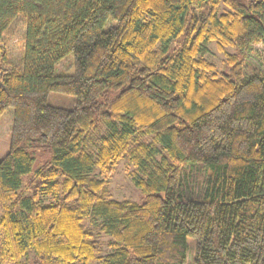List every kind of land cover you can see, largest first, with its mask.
I'll use <instances>...</instances> for the list:
<instances>
[{
  "label": "trees",
  "instance_id": "16d2710c",
  "mask_svg": "<svg viewBox=\"0 0 264 264\" xmlns=\"http://www.w3.org/2000/svg\"><path fill=\"white\" fill-rule=\"evenodd\" d=\"M211 43L264 45V0H0V264H185L189 238L187 264H264V75ZM123 159L141 203L107 187Z\"/></svg>",
  "mask_w": 264,
  "mask_h": 264
},
{
  "label": "rangeland",
  "instance_id": "374dc122",
  "mask_svg": "<svg viewBox=\"0 0 264 264\" xmlns=\"http://www.w3.org/2000/svg\"><path fill=\"white\" fill-rule=\"evenodd\" d=\"M246 3L248 0H241ZM25 38V22L23 18L18 17L10 25L7 32L2 38V45L5 49L7 60L14 66L20 65ZM208 51L205 54V58L213 63L217 72H227L228 68L224 61L228 54H237L242 65L243 76H249L254 73L264 75V45L256 44L252 45L249 51H238L234 48H225L223 51H218L211 43L207 47ZM249 52V53H248ZM56 75H71L74 72V63L72 55H68L65 59L60 61L54 67ZM74 96H67L59 93H49L47 96V103L52 106L72 108L74 105ZM13 108H7L0 116V159H2L9 150V136L10 128L12 125ZM50 150L35 153V163L33 170L37 168L41 163L47 161L50 158ZM129 167L126 161L123 159L116 165L114 171L105 176L107 187L111 193V196L115 200H129L136 203L142 202V196L140 191L134 186L130 177L128 176ZM103 178V177H101ZM189 250L187 252L186 260H192L194 257L195 242L192 239H188ZM189 259V260H188Z\"/></svg>",
  "mask_w": 264,
  "mask_h": 264
}]
</instances>
